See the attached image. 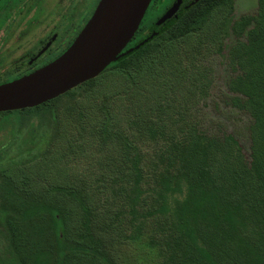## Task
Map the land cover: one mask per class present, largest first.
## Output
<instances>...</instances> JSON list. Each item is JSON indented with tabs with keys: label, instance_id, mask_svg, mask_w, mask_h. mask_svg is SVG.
<instances>
[{
	"label": "rangeland",
	"instance_id": "1",
	"mask_svg": "<svg viewBox=\"0 0 264 264\" xmlns=\"http://www.w3.org/2000/svg\"><path fill=\"white\" fill-rule=\"evenodd\" d=\"M260 2L221 4L192 33L133 59L141 67L153 55L163 56L156 78L148 72L133 78L136 70L128 65L111 67L55 102L0 115V264H58L51 226L22 218L40 206L60 211L69 241L94 248L92 259L68 264H191L193 240L177 250L167 237L170 228L174 238L186 232L177 229L182 218L172 211L186 213L193 208L186 201L200 195L190 191L191 172L184 168L194 145L207 150L200 174L234 171L229 191L232 185L245 190L252 174L257 179L234 223L239 237L251 233L264 243V161L255 158L264 151L257 129L264 117L255 115L264 100ZM257 30L263 41L253 44ZM205 194L216 195L211 185ZM7 218L20 221L18 239ZM59 232L57 239L65 237ZM76 246L68 244L66 251ZM84 247L75 252L90 254Z\"/></svg>",
	"mask_w": 264,
	"mask_h": 264
},
{
	"label": "trees",
	"instance_id": "2",
	"mask_svg": "<svg viewBox=\"0 0 264 264\" xmlns=\"http://www.w3.org/2000/svg\"><path fill=\"white\" fill-rule=\"evenodd\" d=\"M228 1L230 0H202L194 9L183 17L179 24L171 28H164L161 33L153 34L155 35L153 39H150L143 48L135 51L132 55L124 59L123 62L112 65L111 67L117 66L118 68L119 66L128 65L129 71H132L133 69L134 71L136 70V72L131 73V76L136 79H139L146 72L151 74L153 78L158 77L160 70L163 69L162 67L161 69L158 68L160 64L159 60H161L163 56L153 55L151 58H148L146 63H144L145 65H141V67L138 66V63H133V59L142 52L148 51L159 45L162 41H176L177 39L192 33L200 20L205 19L215 10V8ZM260 3L263 9L264 0H261ZM262 14H264V12ZM260 16L264 17V15L261 14ZM261 34L262 32L259 30L252 34L253 44L256 40H259L260 42L263 41V39H260ZM262 67L263 64L260 65V68ZM260 87L262 88V85H260ZM55 101L56 100L48 102L44 105ZM26 110L31 109H25L24 111ZM16 112L18 111L2 113L0 115L13 114ZM257 112L259 115L263 114L262 116L264 117V100L262 103H257L255 115L258 120L262 116L257 118ZM262 122V125H258L257 129L261 130V133L264 134V121ZM206 151L207 150L204 147L194 145L193 153L191 154L193 159L188 161V164L184 166L185 170L188 169L191 172L187 177L190 184V191L192 192L194 189L200 191V195L196 194L192 199L190 198L186 201L189 205L192 204L193 208L187 209L186 213H182L184 211L180 209L174 210L171 213L175 219L180 220L182 218L177 229H186V232L184 233L183 231V233L179 234L177 238H174L176 231L174 228H170L169 231H171V234L168 235L169 237L167 238L175 239L174 244L177 250H179V246L183 244L188 237L189 240H193V253L190 259L191 264H264V243L261 240L259 241V239L255 240L251 233L243 238L239 237V229L234 223V215L237 214L238 210L242 209L245 198H247L246 196L249 194V188L256 184L257 179L254 178L252 174L244 181V183H246L243 187L245 190L239 189V186L234 188V185H232L233 187L229 191L227 188L232 181H234L229 179L234 172L233 170H230L228 174L225 175V171L229 170V167H226L225 170L223 168L222 171L219 168L218 171H220L221 174L217 173L215 169H212V172L209 171V174L208 172L204 173V171L203 174H200L202 170L206 168L205 159L203 158ZM255 158L260 162L264 161V151H262L258 157L255 156ZM262 172H264V168L262 169ZM222 174H224V177ZM164 177L166 178V176ZM164 180L161 179L162 184L165 183ZM216 184L219 185V187H217ZM210 185L212 186V191L216 193L215 196L205 194V191L209 190ZM221 185L223 188H221ZM233 188L237 191L236 193H233ZM225 199H228V201L225 202ZM18 201H22L21 198H19ZM45 202H47V200ZM259 204L264 205V199L261 200ZM26 211L27 212L22 215V218H27L29 221L32 219L41 221L45 220L46 224L51 226V233L54 234V238L50 250L54 252L56 257H59L58 264H68L72 259L74 260L76 258L78 261H81L82 257H84V259H88L89 257V259H92L91 252L94 250L93 247L85 244L83 240L72 239V241H69V229L64 225H60V221L57 217L60 212L59 210L40 206L38 208L29 207ZM254 217L256 218L258 216L254 215ZM7 222V228L12 234V237L14 238L13 240L18 239V234L21 231L20 221L16 222L13 219L11 220L7 218ZM243 227L244 229L246 228V226ZM59 229L63 231L65 237L57 239V235L60 234ZM260 237L261 234L259 232V238ZM71 243L77 244L75 250L82 245H85L83 249L88 251L90 249V254L87 251H81L82 249L80 252H75V250L66 251L68 249V244ZM166 244L167 247H169L168 249L171 250V244L168 242ZM174 248L175 247L173 246V249ZM176 248L174 250H176ZM13 262H15V260H13ZM23 262L24 261H22V264ZM184 262L179 260V263L176 264H184Z\"/></svg>",
	"mask_w": 264,
	"mask_h": 264
},
{
	"label": "flooded vegetation",
	"instance_id": "3",
	"mask_svg": "<svg viewBox=\"0 0 264 264\" xmlns=\"http://www.w3.org/2000/svg\"><path fill=\"white\" fill-rule=\"evenodd\" d=\"M101 1L0 0V85L27 77L61 58L86 28ZM195 1L152 0L122 53L164 28L179 24L202 0Z\"/></svg>",
	"mask_w": 264,
	"mask_h": 264
},
{
	"label": "water",
	"instance_id": "4",
	"mask_svg": "<svg viewBox=\"0 0 264 264\" xmlns=\"http://www.w3.org/2000/svg\"><path fill=\"white\" fill-rule=\"evenodd\" d=\"M151 1L102 0L86 28L61 58L27 77L0 85V114L51 102L143 48L155 35L122 53L138 31Z\"/></svg>",
	"mask_w": 264,
	"mask_h": 264
}]
</instances>
